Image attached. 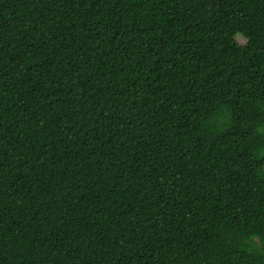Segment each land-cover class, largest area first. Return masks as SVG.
I'll list each match as a JSON object with an SVG mask.
<instances>
[{
	"label": "trees",
	"instance_id": "16d2710c",
	"mask_svg": "<svg viewBox=\"0 0 264 264\" xmlns=\"http://www.w3.org/2000/svg\"><path fill=\"white\" fill-rule=\"evenodd\" d=\"M0 264H264V0H0Z\"/></svg>",
	"mask_w": 264,
	"mask_h": 264
},
{
	"label": "rangeland",
	"instance_id": "374dc122",
	"mask_svg": "<svg viewBox=\"0 0 264 264\" xmlns=\"http://www.w3.org/2000/svg\"><path fill=\"white\" fill-rule=\"evenodd\" d=\"M238 41H239L241 44H243V45H245V44L247 43V41H246L242 36H239V37H238Z\"/></svg>",
	"mask_w": 264,
	"mask_h": 264
}]
</instances>
